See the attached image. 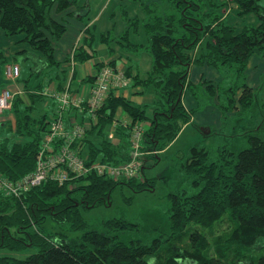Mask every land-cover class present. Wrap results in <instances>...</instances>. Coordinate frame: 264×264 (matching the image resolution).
Returning a JSON list of instances; mask_svg holds the SVG:
<instances>
[{
    "label": "trees",
    "instance_id": "trees-1",
    "mask_svg": "<svg viewBox=\"0 0 264 264\" xmlns=\"http://www.w3.org/2000/svg\"><path fill=\"white\" fill-rule=\"evenodd\" d=\"M136 1L141 7V21L125 15L126 26L117 35L107 31L96 37L88 34L86 28L82 42L60 61L55 58L53 42L66 31L65 15L76 12L69 10L75 7V1L0 0V28L4 34L21 35L20 41L42 54L40 59L30 55L37 62L21 78L23 92L14 94L10 111L14 127L0 138V173L6 178L14 181L34 169L55 105L43 88L54 83V90L61 91L66 76L61 65L94 57V40L104 43L110 53L121 50L134 54L141 49L149 53L148 71H136L133 75L129 66L124 72L131 82L129 87L140 85L151 90L152 100L138 105L115 92L109 93L96 123L87 126L81 141L84 149L79 155L86 164L97 161L116 165L126 161L129 127L136 123L145 126L143 150L157 152L146 157L156 163L158 153L177 138L194 112L206 104L216 105L222 116L228 114L230 120L251 119L256 114L252 111L256 104L254 89L247 85L245 71L252 55L264 56V0H231L238 15L254 14L258 21L239 31L224 21L225 0ZM77 9L80 16L86 14V9L83 13ZM140 22L145 43H135L128 36L131 28L137 31ZM28 54L24 52V60L30 58ZM115 61L108 64L116 66ZM103 64L95 65V75ZM193 64L214 67L223 79L231 72L229 84L190 81L189 68ZM95 75L83 81L93 82ZM36 78L38 82L34 81ZM187 89L196 101L195 108L188 111L182 103ZM117 109L125 113L129 126H117V139L110 141L107 132L116 119ZM147 109H151L150 115ZM71 115L77 118L76 114ZM241 129L234 130L229 140L218 146L193 145L175 162L174 189L167 194L169 226L164 239L143 238L141 225L124 216L102 220L88 229L80 213V207L108 206L116 186H127L135 192L152 190L153 180L143 174L147 165L138 179L114 180L91 173L72 177L61 185L47 181L19 197L0 193V248L35 249L24 259L0 256V264H152L164 242L168 255L158 264H228L223 256L208 254V243L201 232L225 216L233 224L226 245L249 252L258 249L256 264H264V116ZM212 135L213 130L205 138ZM46 218L66 224L68 231L82 233L68 239L64 232L51 236L38 229L30 231ZM185 234L189 248L174 245L172 240Z\"/></svg>",
    "mask_w": 264,
    "mask_h": 264
},
{
    "label": "rangeland",
    "instance_id": "rangeland-1",
    "mask_svg": "<svg viewBox=\"0 0 264 264\" xmlns=\"http://www.w3.org/2000/svg\"><path fill=\"white\" fill-rule=\"evenodd\" d=\"M74 1L75 7H71L69 10H76V12L73 15H65L66 31L59 39L53 42L55 58L58 60L70 55L74 47L82 42L84 30L86 28H89L88 34H93L96 37H98L100 33L107 31L117 35L123 32L126 26V23L123 21L125 15H127L129 19L137 18L141 21L142 11L139 2L136 0ZM225 1L226 5L222 8L224 21L227 25L233 26L236 31L241 30L244 26L256 24L258 22L254 14H245L244 16L238 15L232 1ZM76 7L81 9L82 13L84 12L83 10L86 9V14L80 16ZM128 36L129 39L135 43L146 42V35L141 22L136 32L134 28L130 29ZM21 37V35L6 36L1 33L0 53L6 57L8 63L12 64L13 59L20 61V63H24L23 78H25L29 72V66L37 62L32 56L40 59L42 58V54L31 49L28 44L23 41H20ZM11 41H13V43ZM98 42V40H94L93 43L96 49L99 44ZM8 44L13 45L11 48L13 53L16 49H22V51L15 56H11ZM24 52H27V54L29 53L28 56H32L24 60ZM104 54H106L105 50L103 51V55ZM123 55L131 58L133 64H137L140 74L150 69L151 58L145 49H141L138 53L134 54L131 52H123ZM32 59H34V62ZM194 65L195 67L190 71L191 79L195 80L198 78V72L196 71H199V73H204L205 77H210L217 81V83L220 82L223 85L229 84L230 77L228 73L232 75L231 72H227L226 77L223 79L222 73L214 67L205 64L208 67L201 69L197 67V64ZM76 68L78 69V65ZM245 74L246 83L253 87L256 100V104L252 109L256 114L253 115L251 119L244 117L241 119L238 118V120H230V116H227L228 114L222 116L216 105L206 104L199 108L194 112L191 123L182 128L177 138L164 149V151L159 152L156 163L152 161L151 164L149 163L146 168H144V176L153 180V189L135 192L127 186H116L111 192L108 206L101 205L91 209H83L80 207V213L87 224V228H94L105 219L124 216L126 219L141 225L143 238L148 239L149 237L160 236V238L164 239L168 234L169 226L168 215L166 213L167 194L174 189L173 171L175 162L184 156L191 146L203 143L218 146L222 144L225 139L229 140V136L232 135L234 130L239 132L242 130L241 128H243V126L248 127L249 124H253L255 120L260 121L262 116H264V56L259 54L252 55L246 67ZM184 96L185 104H188L190 98L193 102L194 99L189 89L185 91ZM192 102L190 101L191 105ZM10 111L11 108L8 111H4L0 114V118H4ZM212 130L215 132V135L205 138ZM3 136L6 135L4 134L0 138H3ZM146 157L148 156L146 155L145 158ZM76 196H80L79 192L76 193ZM37 229L42 233L46 232L45 234L51 233V236L60 235L59 232H64L68 239H75L82 233V230L68 231L66 224L59 225L47 218L37 228L34 227L30 231H37ZM232 229L233 224L227 216L223 217L220 222L215 223L210 228L201 229L208 243V254L212 256H223V259L226 260L228 264H256L260 254L258 249L249 252L235 245H226V238ZM172 241L174 245L189 248V240L186 234ZM165 244L166 242L162 244V249L159 251L156 259L151 260L150 263L158 264V262L161 263L165 259L168 255V250L166 248L164 249ZM34 252L35 249L32 246H28L19 251L0 248V256L6 255L18 259H24ZM243 255L247 256V258L242 257Z\"/></svg>",
    "mask_w": 264,
    "mask_h": 264
},
{
    "label": "built area",
    "instance_id": "built-area-1",
    "mask_svg": "<svg viewBox=\"0 0 264 264\" xmlns=\"http://www.w3.org/2000/svg\"><path fill=\"white\" fill-rule=\"evenodd\" d=\"M19 73L20 68L15 64L8 65L4 71L7 77L13 79ZM129 83L124 69L104 63L97 71L87 95L70 90L69 85L61 91L48 90L46 96L55 100L54 111L44 131L34 169L14 181L0 173V193L19 197L44 182L53 181L61 185L72 177L91 173L114 180L138 179L148 163L145 156L157 153L143 150L142 124L136 123L129 127V157L122 163L114 165L96 161L86 164V160L79 155L84 149L82 138L89 125L96 123L98 111L109 93L127 89ZM13 97L14 94L9 89L0 92V114L11 108ZM71 114H76L83 120L79 122ZM119 125L128 127L129 123L123 119L113 120L107 132L110 141L117 139L115 130Z\"/></svg>",
    "mask_w": 264,
    "mask_h": 264
},
{
    "label": "crops",
    "instance_id": "crops-1",
    "mask_svg": "<svg viewBox=\"0 0 264 264\" xmlns=\"http://www.w3.org/2000/svg\"><path fill=\"white\" fill-rule=\"evenodd\" d=\"M234 8H236V7L234 6ZM0 30H1V33L4 34V32L1 28H0ZM8 39H10V38H8ZM16 41H18V40H16ZM11 42L13 43V41H11ZM8 45H9L8 48L10 50L11 56H15L17 53L22 51V49H19V50L16 49L13 53L12 49H11L13 45L12 44H8ZM104 50H105L106 54L103 55ZM63 59H60V61H62ZM113 59L116 60L115 65L117 67L123 68L125 70L126 67L130 66L132 68V74L133 75L136 73V71L139 72L137 64H133L131 61V58L124 56L123 52H121V50H115V52L110 53V52H108L107 46L104 43H99L98 47L96 49V54L94 57H92V58H90L84 62L75 61L74 64H72L73 62L70 61V62H64L61 65L60 68L65 71L64 73H66L65 80H64L65 85L64 84L63 85L64 86L69 85V81H71V84L69 85V87L72 90L78 91L81 95H87L89 92V89H90V85H92V82L91 81L85 82L83 80L85 78H92L95 75V72H96V66L95 65L96 64H98V63H101V64L102 63H109ZM12 64L18 65L20 67V74L16 79H13V78H10V77H7L6 75H4L5 68L8 65H12ZM12 64L8 63L6 57L2 53H0V92L4 89H9L14 94L22 93L23 92V82H22L21 78L24 77V68H23L24 63H22V62L20 63V61L18 62V61L13 59ZM77 65H78V69L76 68ZM194 67H195V65L193 64L189 68V74L188 75H189L190 81H192L194 83H198L199 81H203V82H209L211 84L216 85L217 81H215L214 79H212L210 77H205L204 73H202V72L199 73V71H196V72H198V76H197L198 78H196L195 80L191 79L190 78V71ZM197 67L204 69V68H207L208 66H206L205 64H202V65H198ZM72 69L74 70V72H73L74 76L73 77H72L73 73L71 72ZM32 80H33V77H32ZM34 81L38 82V79L36 78V79H34ZM247 85H249V84L247 83ZM54 87H55L54 83L49 84V86H45L43 88V91H44L43 93L46 94L48 90L55 89ZM250 87H252V86H250ZM114 94L116 96L124 97V98L132 101L133 103L138 104V105H141L144 103H149L152 100V91L151 90L146 91L140 85L128 87L127 89L121 90L119 92H115ZM184 98H185V96H183V102L182 103H183V105L187 111L192 109V108H195V106H196L195 100H193V102H192V99L189 97L190 99L188 101V104H185ZM190 101L192 102V105H191ZM146 113H147V115H150L151 109H147ZM10 116H11V118H10ZM115 117H116V119L127 120L125 113L121 109H117ZM76 119L79 122H80V120H83V119H80L78 116ZM192 119H193V115L191 116V121H192ZM191 121L188 122L187 124H185L184 126L186 127L189 123H191ZM13 127H14V118L10 113H7L4 118L1 117L0 118V137L4 134L6 135L9 131V129H12ZM149 163L151 164V161H148L147 165Z\"/></svg>",
    "mask_w": 264,
    "mask_h": 264
}]
</instances>
